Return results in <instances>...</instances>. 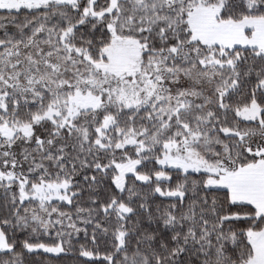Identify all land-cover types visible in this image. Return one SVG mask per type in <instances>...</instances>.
<instances>
[{
	"label": "snow or ice",
	"instance_id": "obj_1",
	"mask_svg": "<svg viewBox=\"0 0 264 264\" xmlns=\"http://www.w3.org/2000/svg\"><path fill=\"white\" fill-rule=\"evenodd\" d=\"M0 264H264V0H0Z\"/></svg>",
	"mask_w": 264,
	"mask_h": 264
}]
</instances>
